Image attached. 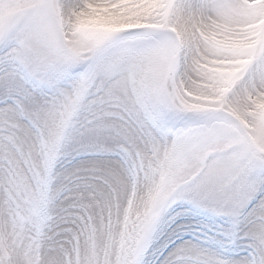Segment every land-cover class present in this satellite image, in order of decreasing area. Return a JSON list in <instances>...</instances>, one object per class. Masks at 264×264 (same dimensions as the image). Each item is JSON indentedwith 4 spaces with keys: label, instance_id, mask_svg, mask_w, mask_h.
Here are the masks:
<instances>
[{
    "label": "snow or ice",
    "instance_id": "1",
    "mask_svg": "<svg viewBox=\"0 0 264 264\" xmlns=\"http://www.w3.org/2000/svg\"><path fill=\"white\" fill-rule=\"evenodd\" d=\"M0 264H264V0H0Z\"/></svg>",
    "mask_w": 264,
    "mask_h": 264
}]
</instances>
